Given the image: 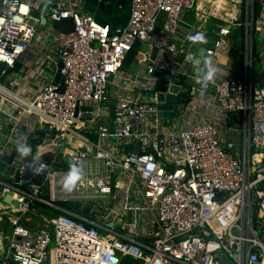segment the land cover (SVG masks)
<instances>
[{
	"label": "built area",
	"instance_id": "1",
	"mask_svg": "<svg viewBox=\"0 0 264 264\" xmlns=\"http://www.w3.org/2000/svg\"><path fill=\"white\" fill-rule=\"evenodd\" d=\"M81 1L57 0L38 11L73 24L71 31H57L54 49L38 53V64L48 70L62 62L61 81L45 79L31 100L0 82V100L16 106L17 119L31 115L53 132L16 163H5L11 173L0 179V198L10 191L18 206L0 208V264H120L125 257L141 264H264V85L252 82V36L245 32L243 77L214 75L202 87L203 76L192 75L190 102L210 91L209 106L223 116L241 115V126L214 121L167 127L156 103L123 95L110 103L104 85L118 74L134 40L151 41L160 14L159 32L172 35L184 10H198V0H129L122 26L83 14ZM258 3L253 19V0L246 1L244 30L264 35V0ZM31 10L23 0H0V78L14 70L36 34L39 17ZM235 21L220 28L215 47L207 50L212 57ZM156 47L157 55L143 58L148 75L178 51L173 44ZM190 59L184 55L178 73L187 74ZM135 78L130 80L137 83ZM20 145L32 146L25 140ZM58 153L68 154L82 172L71 191L62 186L68 167L57 169ZM61 202H78L87 214ZM35 203L60 213L30 228L22 217Z\"/></svg>",
	"mask_w": 264,
	"mask_h": 264
},
{
	"label": "crops",
	"instance_id": "2",
	"mask_svg": "<svg viewBox=\"0 0 264 264\" xmlns=\"http://www.w3.org/2000/svg\"><path fill=\"white\" fill-rule=\"evenodd\" d=\"M26 2L32 10L39 11L46 6H50L51 3L57 0H23ZM216 1V0H215ZM223 0H217V6H215L214 0H198V10H184L181 14L180 21L177 25L176 32L172 35L161 34L159 29L164 22V15L160 14L157 21V31L153 34L151 40L155 41L157 45H161V49L168 44H173L177 47L178 51L176 56L167 55L166 62H181L185 54H190V52H195L199 47H204L207 50L214 48V42L220 37L219 30L224 28L228 24L229 20L218 14L219 9L224 11ZM126 4V3H125ZM119 8L116 13L112 14L108 23L112 26H122L125 24L128 11L125 5ZM81 7V3L79 4ZM220 7V8H219ZM212 11V12H211ZM225 14V13H224ZM226 15V14H225ZM42 18V16H41ZM39 17V25L36 29V34L29 46V48L20 56L16 66L13 71L3 80L2 85L7 88V90L23 100H31L36 94L40 84L45 81V79H50L54 77L56 68L48 70L38 63V53L48 52L55 48L57 44L56 34L59 30L56 26L57 22L52 21L48 17H44V21L41 22ZM239 18H236L237 20ZM241 19V18H240ZM235 26H232L225 35V43L220 44L216 48V55H213L208 69H215V76L218 78L232 77L240 78L244 75V54H245V30H244V18L242 21H235ZM243 22V23H242ZM243 25V37L240 33V25ZM202 34L204 41L201 43L199 41L193 42L188 39L189 35ZM255 37V60H252V65L255 71L260 75H264V35H259L254 33L252 37ZM157 45L153 49L152 53L157 55ZM251 65V67H252ZM146 66V65H145ZM144 66L142 74L146 73V67ZM195 67L191 64L187 66V74L185 75L186 83L191 86L192 75L194 74ZM206 71V72H207ZM203 76V75H202ZM125 74L118 72L114 76L112 82H110L107 87V92L109 95V102H114L115 98L119 95L127 96L130 98L138 99L135 90L136 82L133 83L131 80L135 77H130L129 80L124 79ZM131 79V80H130ZM136 79V78H135ZM137 80V79H136ZM58 81H61L59 77ZM8 82H12L9 85ZM211 92L208 91L206 95L197 98L195 101L190 102L186 110H183V120L171 124L172 126H189L198 122H218L220 124H229L233 127L239 128L242 124L241 115H231L223 116L217 114L215 110L209 106L208 101L211 97ZM16 106L9 103L8 101L0 100V135H4L7 138V145L4 148L3 153L10 158L9 161H5L0 157V179L5 180L7 176L11 173V168L5 167L8 164H14L23 155L18 151V147L22 148L20 142L27 140V136L31 132L37 130H43L40 124H36L34 118L31 115L24 114L20 119L15 117ZM167 126V125H166ZM222 126V125H221ZM168 127V126H167ZM219 132L223 137L226 136L227 132L222 126L219 127ZM30 143V142H29ZM32 145V144H30ZM33 149V145L30 147ZM6 163V164H5ZM8 203H4L0 198V208L4 207ZM10 205H12L10 203ZM35 205V204H34ZM35 208H40L34 206L32 209L29 208L23 214L22 222L29 226L30 228H40L36 224L35 220L28 217L29 212H35ZM39 210V209H38ZM36 210V211H38ZM40 217H46L39 212ZM38 216V215H36ZM44 221V220H43ZM45 224V223H44ZM3 228L7 229V224L3 221Z\"/></svg>",
	"mask_w": 264,
	"mask_h": 264
},
{
	"label": "water",
	"instance_id": "3",
	"mask_svg": "<svg viewBox=\"0 0 264 264\" xmlns=\"http://www.w3.org/2000/svg\"><path fill=\"white\" fill-rule=\"evenodd\" d=\"M125 0H82L81 1V12L85 15L93 16L98 22L104 24L109 21L112 14L116 13L119 8L124 6ZM31 15L33 17H39V12L36 10H31ZM41 18V17H40ZM249 15L245 16V20L248 21ZM41 22L44 21V17L41 18ZM247 37L253 35L252 30H245ZM151 41H141L139 39L134 40L130 49L124 54L122 65L119 68V72L125 74V78L136 77V90L135 93L141 103H156L158 110V117L160 118L162 125L170 126L173 120L180 118L183 110L187 108L190 103V98L194 94L191 86L186 83L185 75L177 72L179 67V62H166L165 59L159 61V65L154 68L151 74H142L143 68L146 65L143 58H148L153 49L155 48ZM190 60L187 62L195 67L194 74L202 76L206 73L209 63L212 59V55L208 53L207 49L204 47H199L195 52H190ZM161 64V65H160ZM62 67V62L59 60L56 63V72L53 77V82H57L60 77V68ZM5 69V65H0V71ZM12 71L8 69L4 76ZM7 75V76H8ZM4 76L0 78V82L3 81ZM114 78L113 74H110L105 83L107 88ZM261 84H264V75L262 76ZM86 109H90L87 107ZM113 105L109 104L108 110L110 115V131H113ZM52 131L37 130L31 132L27 136V140L32 145L40 144L43 138H52ZM8 141L4 135H0V157L5 161H9L10 158L7 157L3 151L6 147ZM131 148V145H127ZM137 148L133 146V151ZM57 157L62 160V163L57 166L58 170L66 169L71 163V158L68 154L58 153ZM221 197V195H218ZM1 201L4 203L12 204L13 206H18L16 200H11V192L5 193L1 197ZM221 262H226L227 259L222 253Z\"/></svg>",
	"mask_w": 264,
	"mask_h": 264
},
{
	"label": "trees",
	"instance_id": "4",
	"mask_svg": "<svg viewBox=\"0 0 264 264\" xmlns=\"http://www.w3.org/2000/svg\"><path fill=\"white\" fill-rule=\"evenodd\" d=\"M125 3H126L125 8L128 10L129 9V0H125ZM242 12H243V9H242ZM258 12H259L258 0H253V11H252L253 19L257 18ZM242 19L243 18L241 17V19L239 18V19H237V21H242ZM56 26L59 29V31H62V32H68V31H71L73 29V24H72L71 19H62L56 23ZM239 27H240L241 36L243 37V34H244L243 25L241 24ZM251 55H252V59L255 60L256 54H255V37L254 36L252 37V41H251ZM251 72H252V82L253 83H261L262 76H260L255 71V69L253 68V65L251 68ZM262 85H264V84H262ZM35 205L38 207H41V209L45 208V209L49 210V212L51 214L60 213L58 210L49 208V207L42 205V204L35 203ZM59 205L63 208L73 210V211H76L78 213L87 214V207H85L84 209H79V203L78 202H61V203H59Z\"/></svg>",
	"mask_w": 264,
	"mask_h": 264
},
{
	"label": "rangeland",
	"instance_id": "5",
	"mask_svg": "<svg viewBox=\"0 0 264 264\" xmlns=\"http://www.w3.org/2000/svg\"><path fill=\"white\" fill-rule=\"evenodd\" d=\"M246 1H248V0H223L225 5L227 6V7L225 6V9L226 10H234V12H233L234 15L231 17H228L227 15L224 14L225 11L220 10V9H219V12L217 15L220 14L221 16H223L224 18H226L229 21L235 20L236 18H241V17L245 18ZM214 2H215V0H214ZM242 9H243V12H242ZM36 210H38V209L35 208V212L34 211L29 212L28 217H30V219H32V220H35L36 224H38L39 226H42V225H44L45 221H43L44 217L43 218L40 217L39 212L42 213L44 216H48L51 213L49 212V210H47L45 208L41 209V207L39 208L38 211H36ZM36 215H38V216H36ZM5 233L6 232H2V238H4ZM54 245H55V243L52 240L50 243V247H53ZM120 264H141V263L138 260H135L131 257H125L120 261Z\"/></svg>",
	"mask_w": 264,
	"mask_h": 264
},
{
	"label": "clouds",
	"instance_id": "6",
	"mask_svg": "<svg viewBox=\"0 0 264 264\" xmlns=\"http://www.w3.org/2000/svg\"><path fill=\"white\" fill-rule=\"evenodd\" d=\"M188 39L193 42H203L204 37L202 34L189 35ZM215 75V69L209 68V70L203 75L202 79V87H206L207 84L212 81L213 76ZM18 151L21 155H27L31 149L29 147L19 148ZM82 177V172L77 167L73 166L71 163L68 166L65 176L62 178V186L65 190L71 191L77 181H79Z\"/></svg>",
	"mask_w": 264,
	"mask_h": 264
},
{
	"label": "bare ground",
	"instance_id": "7",
	"mask_svg": "<svg viewBox=\"0 0 264 264\" xmlns=\"http://www.w3.org/2000/svg\"><path fill=\"white\" fill-rule=\"evenodd\" d=\"M215 6H217V0L215 1ZM223 6H224V8H225V6H226L225 3H224ZM226 7H227V6H226ZM224 11H225L224 13H225L228 17H231V16L234 15V13H233L234 10H226V9H224Z\"/></svg>",
	"mask_w": 264,
	"mask_h": 264
}]
</instances>
